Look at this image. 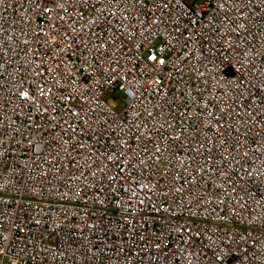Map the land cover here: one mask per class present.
<instances>
[{"label":"built area","instance_id":"1","mask_svg":"<svg viewBox=\"0 0 264 264\" xmlns=\"http://www.w3.org/2000/svg\"><path fill=\"white\" fill-rule=\"evenodd\" d=\"M0 264H264V0H0Z\"/></svg>","mask_w":264,"mask_h":264},{"label":"rangeland","instance_id":"2","mask_svg":"<svg viewBox=\"0 0 264 264\" xmlns=\"http://www.w3.org/2000/svg\"><path fill=\"white\" fill-rule=\"evenodd\" d=\"M191 1H195V0H191Z\"/></svg>","mask_w":264,"mask_h":264}]
</instances>
